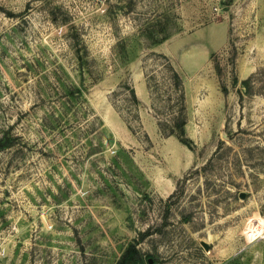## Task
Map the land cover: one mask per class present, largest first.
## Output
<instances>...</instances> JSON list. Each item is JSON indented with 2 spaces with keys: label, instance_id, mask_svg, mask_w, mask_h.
Segmentation results:
<instances>
[{
  "label": "rangeland",
  "instance_id": "obj_1",
  "mask_svg": "<svg viewBox=\"0 0 264 264\" xmlns=\"http://www.w3.org/2000/svg\"><path fill=\"white\" fill-rule=\"evenodd\" d=\"M0 141V264H264V0H0Z\"/></svg>",
  "mask_w": 264,
  "mask_h": 264
},
{
  "label": "trees",
  "instance_id": "obj_2",
  "mask_svg": "<svg viewBox=\"0 0 264 264\" xmlns=\"http://www.w3.org/2000/svg\"><path fill=\"white\" fill-rule=\"evenodd\" d=\"M159 42H156L155 44H158ZM214 56H212L213 58ZM164 61H165V65L167 66V69L169 71L170 77H171V83L173 86V89L175 91H177V100L180 103L181 106V110L179 112V114H177V116L174 118V124L172 126V128H170L169 130H166L162 127V125L160 124V130L162 131V133H168L169 135H175L178 137V139L180 140V142H182L183 144H186L188 140H186V125H187V111H186V94L184 91V82L180 76V74L178 73V71L175 69V67L173 66V64L171 63V61L169 60V58L165 55H161V57ZM215 69L217 71V73H220V68L218 67V65L216 64ZM147 77V84L149 89L153 88L150 84L151 82L154 80L152 76L146 75ZM251 83H252V78H249L247 80H243L241 82H239V79L237 77H235L233 79V87L236 89V91L243 95V94H249L251 91ZM238 85H240V87H238ZM75 94L76 91L79 94L80 90H78L77 88L74 89ZM225 92L227 90H224ZM130 93L131 96L133 98V100L135 101L136 104H139V100L137 98V95L135 93V90L133 88H130ZM74 93H71L70 95L72 97H76ZM5 147V145L0 141V151ZM120 264H143V260H142V256L139 253V251L137 250V248L135 246H131L126 253L124 254L122 261L120 262Z\"/></svg>",
  "mask_w": 264,
  "mask_h": 264
},
{
  "label": "water",
  "instance_id": "obj_3",
  "mask_svg": "<svg viewBox=\"0 0 264 264\" xmlns=\"http://www.w3.org/2000/svg\"><path fill=\"white\" fill-rule=\"evenodd\" d=\"M242 197H243V196H242ZM152 263H153V260H152V259H150V260H149V264H152Z\"/></svg>",
  "mask_w": 264,
  "mask_h": 264
},
{
  "label": "flooded vegetation",
  "instance_id": "obj_4",
  "mask_svg": "<svg viewBox=\"0 0 264 264\" xmlns=\"http://www.w3.org/2000/svg\"><path fill=\"white\" fill-rule=\"evenodd\" d=\"M150 260V259H149ZM149 260H148V262H149Z\"/></svg>",
  "mask_w": 264,
  "mask_h": 264
}]
</instances>
